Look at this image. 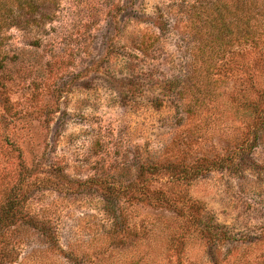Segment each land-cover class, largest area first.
<instances>
[{
	"label": "rangeland",
	"instance_id": "rangeland-1",
	"mask_svg": "<svg viewBox=\"0 0 264 264\" xmlns=\"http://www.w3.org/2000/svg\"><path fill=\"white\" fill-rule=\"evenodd\" d=\"M244 1L0 0L24 17L0 29V215L21 193L0 264H264V0Z\"/></svg>",
	"mask_w": 264,
	"mask_h": 264
},
{
	"label": "trees",
	"instance_id": "trees-1",
	"mask_svg": "<svg viewBox=\"0 0 264 264\" xmlns=\"http://www.w3.org/2000/svg\"><path fill=\"white\" fill-rule=\"evenodd\" d=\"M19 4L23 3V7H25L27 5V7H29L31 10V12L34 11H38L40 10L39 13L42 14H49L48 16H50V14H52L53 11L50 8H47L45 6L46 4V0H16ZM250 1L251 0H245L244 1V7L247 10V12H253L254 10H252L250 8ZM262 6L264 7V3H261ZM264 12V9L263 11ZM223 15V13H221V16ZM264 15V13L262 14ZM47 16V17H48ZM33 17H25V19L27 21L31 20ZM222 20H224V16L220 17ZM253 18V16H249L248 20H251ZM24 20V17L18 13V11L12 7H9L6 5L5 2H0V29L4 28L6 26L10 27V26H15V25H19L21 24V22ZM213 22H217L216 18H212L211 19V23ZM223 28V27H222ZM21 196V193H17V194H12L11 198L7 200L5 207L3 206V214L0 215V228L4 227H8V224H13L19 217L15 207L17 205L16 202H18L20 199L19 197ZM19 199V200H18ZM17 200V201H16ZM30 221H35V225L37 227H39V229L41 230V232H43L47 237H53V233L49 232L46 228V223L41 222L39 219H35V218H30Z\"/></svg>",
	"mask_w": 264,
	"mask_h": 264
}]
</instances>
